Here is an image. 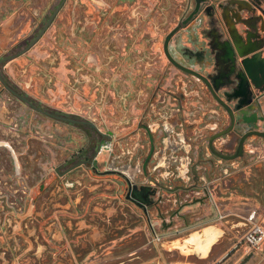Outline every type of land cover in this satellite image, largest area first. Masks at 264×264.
I'll list each match as a JSON object with an SVG mask.
<instances>
[{
    "label": "flooded vegetation",
    "instance_id": "obj_1",
    "mask_svg": "<svg viewBox=\"0 0 264 264\" xmlns=\"http://www.w3.org/2000/svg\"><path fill=\"white\" fill-rule=\"evenodd\" d=\"M85 2L91 12L86 10ZM196 5L197 0H0V36L4 33V26L14 30L9 43L0 45V264H22L25 250L29 252L25 254L28 255L25 258L27 264H82L88 249L83 248L80 257L72 261L70 242L54 243L53 221L74 218V214L104 223L106 215L91 216V206L97 200L100 206L113 204L121 208L122 203L132 206L121 196L122 192L116 195L118 189L114 185V175H101V168L94 165L103 153L100 147L104 142L111 141L118 150L121 145L123 151L120 150V154L124 152L123 138L129 137L124 142L129 140V144L135 146L140 137L141 145L133 158L136 162L144 155L145 127L169 117L167 107L182 108L185 117L182 116L180 123L186 133L207 127L203 135L212 136L232 125L228 110L214 98L210 87L175 66L166 56L165 38L174 28L179 27L171 41L172 56L182 65L205 75L216 94L235 113L233 130L236 134L232 132L226 136L236 139L237 133L242 136L251 130L264 131V0H205L201 2L199 12L184 24ZM234 26L241 34L239 52L247 54L242 58L235 54L231 45L228 30ZM78 31L86 32L87 36L89 31L95 33L100 37V46L105 45L100 53L93 51V55L87 58L89 63L74 51L79 45ZM183 33L189 38L190 45L183 42ZM120 39L122 45L117 46L115 43ZM37 52L41 54L38 61L34 57ZM161 54L169 62L171 71L163 66ZM123 58L127 62H122ZM72 60L77 64L75 76L67 86L65 99L60 105H55L48 100L47 94L48 87L53 86V66L63 61L69 66ZM90 62L93 66L89 65ZM136 75L141 82L132 89L127 81ZM86 86L97 92L96 95L82 97L76 104V91ZM110 89L118 95L117 109L123 108L127 99L136 98L134 93L140 95L137 103L141 111L134 121L121 118L113 121L112 125L107 121L102 106L107 102L115 104L110 98ZM164 97L166 103L156 105ZM12 99L33 111L35 117L49 121L50 126L55 122L63 125L64 131L68 132L65 134V146L72 138L74 127L83 131L84 144L75 153L57 157V132L46 136L36 130L35 140L22 139L20 130L25 124L15 122L13 116L8 115L14 111L7 105ZM192 101L198 102L195 105L198 113L185 123L184 108H194L190 105ZM155 108L165 111L164 114L155 117ZM6 117L12 119V124ZM122 125H127V134H124L126 131L120 132ZM87 129L93 132L91 137L85 133ZM106 130L112 135L105 133ZM4 135H11V138ZM255 137L258 141L256 135L248 138L253 140ZM164 138L163 131L155 135V139L164 140L163 148L174 147L172 139ZM88 143L92 145L91 154L87 151ZM185 146L189 149V145ZM261 147L249 150L263 151ZM114 151L108 155L112 156ZM230 162L224 160L223 168L231 169ZM156 163L163 166L159 171L161 175L172 180L168 161L157 154V160L153 161ZM230 169L227 175H215L207 184L203 193L205 201L214 197L213 182L225 189L228 187L226 180L232 172ZM182 174L185 175L184 170ZM173 180L174 183L165 181V187L157 189L159 195L155 198L160 200L165 193H185V183L177 178ZM103 194H108L111 201L101 199ZM75 196L80 197V213L60 207L67 202L72 204ZM189 202L192 199L177 200V209L180 208L181 212L191 206L184 205ZM252 208L256 207L249 206L245 213L240 214L245 215ZM180 212L176 216L163 217L157 230L162 232L163 228L178 226L175 218L181 217ZM122 216L129 221H139L138 217L130 216L126 211ZM228 216L230 214L217 222L226 220ZM144 219L151 235L152 221H159L151 220L150 214H144ZM240 220L246 222L243 218ZM32 225L37 229L38 242L31 240L33 247L26 248L24 239H21L24 233L19 234V231ZM244 231L238 232L239 242ZM61 233L65 235L63 228ZM221 233L218 227L211 225L175 244L184 251L196 250L206 255ZM37 244L39 248L35 250ZM138 255L139 258H126L121 264H136L137 261V264H144L143 253Z\"/></svg>",
    "mask_w": 264,
    "mask_h": 264
},
{
    "label": "crops",
    "instance_id": "obj_2",
    "mask_svg": "<svg viewBox=\"0 0 264 264\" xmlns=\"http://www.w3.org/2000/svg\"><path fill=\"white\" fill-rule=\"evenodd\" d=\"M82 1L84 2L85 0ZM84 6L87 11H92L90 6L86 2L84 3ZM3 30L4 33H2V35L0 36V45L9 43L10 39L13 37L11 36V33H14V30L11 31L8 26H4ZM71 30L72 27L70 31ZM72 33H75V31H73ZM85 33L86 32H76V38L79 41V45L75 48L74 51L78 54V56L84 57V59L89 63V60L87 58L93 55V51L100 53L105 45L100 46V37L96 36L95 33L89 31L88 36ZM121 39L115 43L117 46L122 45L123 41ZM39 55L41 54H38V52L34 55L37 61L39 60ZM119 60H121V56L119 57ZM119 60L117 64H119ZM122 62L125 63L127 61L125 58H123ZM69 63L70 65L66 66L63 61V63L53 66V70L55 72L53 86L48 87L47 94L49 97L48 100L55 105H60L65 99L67 86L70 82H72L73 77L75 76L77 64L73 60ZM89 65L93 66L92 62H90ZM102 66L104 65L102 64ZM138 78L139 76L137 75L135 77H129L130 80L127 82L132 89L135 85L141 82L140 80L138 81ZM110 90L113 94H110V98L115 101V104L112 102H107L105 106H102L103 114L107 118V121L111 125L113 124V121H117L121 118L134 121L139 116L141 111V107L137 103V98L140 95L134 93L133 95H135L136 98L132 95L133 98L127 99V103L124 102L125 106L123 108L120 107L121 109H117L116 102L119 101L118 95L113 92V89ZM96 93L92 88H89L88 86L83 87L80 91H76L75 103L79 104L82 97H94ZM127 129V125H122L119 130L120 132L124 133ZM97 162L98 160L96 159L94 161V165H98ZM101 170H104V168H101ZM110 179L113 180L112 177ZM103 183H105V181ZM226 184H228V187L230 186V188L226 186L228 192L224 195H220V193L217 192V188L221 186H219L218 184H214L213 182V199H209L204 203H193L191 204V206L183 208L180 212L183 222L181 228L194 227L189 231L198 229L195 232H202L204 228L211 226L207 222L219 216V213H223L220 211V208L216 204L217 199L219 202L224 204V210L226 211L225 213L230 214V216H228L226 220L216 223V227H218V225L220 224H224L225 229L218 227L222 231V233L218 237L216 242L212 244L206 255H202L196 250L184 251L181 248L177 247L175 242H183L185 238H178L171 241L164 240L163 243L153 242L149 232V225L143 220L144 212L141 208L133 203L132 206H128V204L126 205L125 203H122L121 208H118L113 204L100 206V203L97 200V202L95 204H92L91 206V216L93 215L92 217H100L101 215H106V222L98 223L93 220L94 218L91 219L88 216L83 217L81 215L73 214L74 218H65L63 220L60 219L58 221H53L54 227L51 231L52 237L55 244H62L64 243V241L70 242L72 248V261H75L76 258L80 257L83 248H87L88 251L86 252L85 257H83L82 259V264H121L126 258H130L128 260L139 258V253H143V261L147 263L154 261L155 259H161L163 251H172L170 243H172L176 249L182 250L184 253L183 255L186 256V260L176 261V263L174 264H195V261L190 260L189 257L195 256V260H204L212 256L217 257L223 254V248L218 246V244L224 236L226 229L230 230V232L233 233L235 237H237L239 231H244L248 227V224L246 222L231 215L232 213H245L246 209L249 206H254L258 208L260 212V218L264 224V158L256 159L255 157H253L249 160V163L247 165H242L238 170L230 172V175L226 180ZM105 188L108 189V186L105 185ZM116 195H119V190L118 192H116ZM101 199L108 202L111 201V197L108 194H103L101 196ZM79 201L80 197L77 198V196H75L72 198V204L67 202L65 204H62L60 207L68 210L71 209V211L73 210L76 213H80ZM213 205L215 208L213 207ZM150 210L152 211L153 216H159L160 211H158L155 207L150 208ZM123 211H126L130 216L134 215L138 217L139 221L135 222L124 219L122 216ZM186 211H195L196 213L185 214ZM37 219L40 221L39 218ZM168 227L169 225L167 226V228ZM62 228L65 230V235H62L61 233ZM36 230V227L32 225L27 228V230L19 231V234L24 233V238L21 239H24L26 248L33 247V240L35 243L38 242L39 235H36ZM45 231L49 233L48 227H45ZM161 231L163 233L165 232V229L163 228V230ZM43 233L46 232L43 231ZM19 245L21 248V244ZM190 246L194 248L192 244H190ZM37 247L38 244L35 245V250H37ZM26 253H29L28 250H25V252L22 253V264L28 263V260L25 259L26 256H28L25 255ZM42 254L43 253H39V255ZM31 255L33 256L34 253L32 252ZM137 263L138 261L136 262V264Z\"/></svg>",
    "mask_w": 264,
    "mask_h": 264
},
{
    "label": "water",
    "instance_id": "obj_3",
    "mask_svg": "<svg viewBox=\"0 0 264 264\" xmlns=\"http://www.w3.org/2000/svg\"><path fill=\"white\" fill-rule=\"evenodd\" d=\"M205 0H197V5L194 12L186 20L184 24L188 23L192 17L197 14L201 7V2ZM244 9V8H242ZM249 13V10H245ZM179 27L174 28L165 38L164 51L168 59L175 64V66L184 70L194 77V79H200L204 81L211 89L214 98L223 105L229 112L231 117L232 125L224 130L220 131L212 136L203 135L207 127H202L196 129L192 133H186L184 131L182 123L183 112L182 108H165L169 112V117H163L164 121L158 123H151L146 126L145 135H143V140L146 142L144 148H142V153H144L142 158L133 162V158L136 154L137 148L140 147L141 141L140 137L137 145L131 146L129 140L125 141L129 137L123 138L121 142L124 147V152L118 154L114 153L111 158L105 159L104 170L99 172L101 175H114V183L121 195L129 202L135 204L142 209L144 214H150L151 220L163 221V217L176 216L180 212V208L177 209V200L192 199V202L185 203L184 205H191L193 203H204V188L208 183L218 174L227 175L229 169L223 168L224 160H229L232 171L238 170L242 165H247L248 161L255 157L256 159L264 158V149L250 151L251 147H261L264 148V131L251 130L246 134L242 135L237 133L236 139H230L226 134L235 133L233 130L236 124V116L232 108L214 91L208 78L201 72L184 66L179 63L171 54V41L175 36V33ZM231 45L239 57H243L247 54H241L239 52V38L241 34L236 26L228 30ZM186 89V87H185ZM158 104H165V97L156 102ZM185 107V106H184ZM185 111L193 113L196 108L185 107ZM165 111H157L154 109L155 117L161 116ZM182 113V114H181ZM212 114H217L213 112ZM185 117V116H183ZM189 117L185 118V123H188ZM199 124V123H198ZM161 131L165 133L164 139H172L174 147H165L164 140L159 141L155 139V135H158ZM105 133H109L106 130ZM126 131L124 134H127ZM112 135L111 133H109ZM250 135H256L252 140L248 138ZM263 143V144H262ZM185 145H189V149ZM120 150H122V146ZM227 146L229 148H227ZM113 149L115 150L116 147ZM132 150V152H131ZM123 151V150H122ZM157 154L162 155L166 161L169 163V168L172 174L169 178H164L160 171L163 168L162 165L158 163L153 164L154 160H157ZM188 160V161H187ZM226 162V161H225ZM96 168V167H95ZM182 170L185 171V175L182 174ZM180 179L185 183L184 187L185 193H175V194H164L158 198L159 195L157 189L164 188L165 181H170L174 183L173 179ZM160 201V203H159ZM156 208L160 211L159 216H153L150 208ZM179 214V213H178Z\"/></svg>",
    "mask_w": 264,
    "mask_h": 264
},
{
    "label": "rangeland",
    "instance_id": "obj_4",
    "mask_svg": "<svg viewBox=\"0 0 264 264\" xmlns=\"http://www.w3.org/2000/svg\"><path fill=\"white\" fill-rule=\"evenodd\" d=\"M183 42L187 45H190L189 38L183 33ZM174 43V42H173ZM162 44H163V39H162ZM161 44V47H162ZM162 60H163V66L167 68L168 71L170 70V64L165 58L164 55L161 54ZM168 62V63H167ZM166 64V65H165ZM208 68V67H207ZM210 70V68H208ZM177 72V71H174ZM179 74H182L180 71H178ZM170 77V73L167 74ZM168 82L167 84H169ZM172 85V83L170 84ZM9 103L7 104L9 107L14 108V111L12 113H9V116H13V120L15 122H19L21 124H25L22 127V130H20L21 138H25L26 140H35L36 136V130L40 131L41 134L48 136L49 134H54L57 132V157H64L68 155L70 152L75 153L76 151L79 150V148L84 144L85 139L82 137L83 136V131H80L77 128H73L71 130V140H67L65 146V134L68 135V132H65L63 129V125H61L58 122L53 123V126H50L49 121H42L40 118L35 117V113L33 111H30L27 107L19 104L15 99L9 100ZM198 104L197 101H192L190 105H192L194 108L195 105ZM172 106V105H171ZM22 108V110L20 109ZM198 113L197 108L193 111V113H189L185 111L186 117H194ZM7 115V116H8ZM154 119V118H153ZM7 122L9 124H12L11 120L6 117ZM52 123V122H51ZM12 126V125H10ZM86 134H88L90 137L93 135V132L90 129H87ZM7 139L11 138V135H4ZM22 138V139H23ZM89 144L88 148V154H91V147L92 145ZM70 146V148L68 147ZM69 149H67V148ZM47 149V148H46ZM120 150L115 149L114 153H119ZM111 158L110 155H108V152H103L100 154L98 158V166L100 168L104 167V162L105 159ZM59 162V161H58ZM217 184V182H216ZM217 192L220 193V195H224L225 193L228 192L225 187H218ZM222 197V196H221ZM216 204L220 208V211L225 213L226 211L225 206L223 203L219 202L218 199L216 201ZM214 207V205H213ZM186 208V207H185ZM215 208V207H214ZM198 212V211H197ZM196 213L195 211H186L185 214H194ZM235 217L238 219H241V214L238 212L233 213ZM146 223V219H143ZM182 217L175 218V225L182 226ZM210 225H216L217 221H209L207 222ZM218 227L224 228V224L218 225ZM198 230V229H197ZM197 230H192V231H185L183 233H178L171 235L166 238V240H175L178 238L184 239L188 237L192 232H195ZM218 246L223 248V254L221 256H212L209 257L208 259L200 260L197 259L195 260V256L189 257L190 260H194L195 264H264V246L261 248L257 249H251L248 248L245 244L239 243V240L237 237L234 236L233 233L230 232V230L226 229L225 234L222 237L220 243ZM237 246V248H235ZM170 247L172 248V251H163L162 252V257L161 259H155L154 261L147 262L144 264H174L176 261H183L186 260V256L183 255V251L180 249H176L172 243H170Z\"/></svg>",
    "mask_w": 264,
    "mask_h": 264
},
{
    "label": "built area",
    "instance_id": "obj_5",
    "mask_svg": "<svg viewBox=\"0 0 264 264\" xmlns=\"http://www.w3.org/2000/svg\"><path fill=\"white\" fill-rule=\"evenodd\" d=\"M113 151V145L111 141L104 142L100 147V152H112ZM226 213H219V216L216 218L210 220V221H217L219 219L224 218ZM241 218L245 219V221L248 224L247 229L244 231L241 240L239 243L245 244L251 249H257L261 248L264 245V224L260 218V212L258 208H252L247 212V214L242 215ZM160 222L162 221H152V240L154 242L160 243L164 241L167 237L174 235L176 233H183L185 231H189L190 229L194 227H188V228H181L179 226H174L172 228H169L165 230V232H159L157 230V227H159Z\"/></svg>",
    "mask_w": 264,
    "mask_h": 264
},
{
    "label": "bare ground",
    "instance_id": "obj_6",
    "mask_svg": "<svg viewBox=\"0 0 264 264\" xmlns=\"http://www.w3.org/2000/svg\"><path fill=\"white\" fill-rule=\"evenodd\" d=\"M208 247V246H207ZM208 249V248H207ZM185 250V249H184ZM200 252V251H199Z\"/></svg>",
    "mask_w": 264,
    "mask_h": 264
}]
</instances>
